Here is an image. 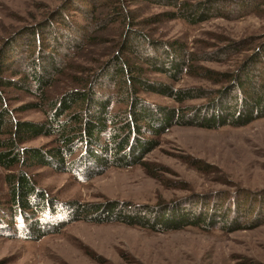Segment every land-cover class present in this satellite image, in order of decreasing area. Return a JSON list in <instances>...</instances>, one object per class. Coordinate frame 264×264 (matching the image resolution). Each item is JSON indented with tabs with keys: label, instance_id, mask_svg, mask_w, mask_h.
Here are the masks:
<instances>
[{
	"label": "trees",
	"instance_id": "1",
	"mask_svg": "<svg viewBox=\"0 0 264 264\" xmlns=\"http://www.w3.org/2000/svg\"><path fill=\"white\" fill-rule=\"evenodd\" d=\"M105 1L108 6L105 12L94 9L89 14L83 13L87 20L83 26L72 24L64 14L75 6L54 11L52 21L65 27L67 34L53 33L50 25L36 23L24 27L20 39H14L13 35L0 41V167L11 170L5 175L8 199L3 203L7 222L2 212L0 233H15L12 230L8 233V229L16 225V218L22 224L14 229L27 239L57 233L69 221L76 220L121 222L154 232L189 226L205 231L213 228L235 231L263 224L264 206L248 203L246 212L240 215L239 207H235L236 213L234 207L221 205L220 200L225 199L222 195L218 197L220 202H212L210 207L208 197L191 198L192 203H199L196 209L188 206L186 200L181 204L173 201L156 205H136L116 199L81 203L59 201L34 182L28 173L33 166L74 171L78 178L87 180L111 166L146 165L144 157L159 145V135L174 125L218 129L241 127L264 118V40L252 47L253 39L245 37L214 51L194 52L185 42L156 39L134 28L138 23L123 0ZM144 1L168 8L146 18L156 20L160 16L156 22L164 18L197 24L216 16L232 19L252 9L250 0ZM112 26L119 30L117 51L91 74L76 78L75 86L50 97L48 88L67 69L70 53L99 41L101 30ZM238 52L246 54L231 71L219 72L199 64ZM150 72L162 73L175 82L183 75H194L222 84L209 88L177 87L149 79ZM9 89L35 96L38 102L19 109H41L45 119H16L12 113L17 108L13 110L5 103ZM141 90L170 97L181 105L151 104L139 96ZM197 99L201 101L183 104ZM38 136H50L52 140L25 146ZM190 163L202 168L198 160L192 159Z\"/></svg>",
	"mask_w": 264,
	"mask_h": 264
},
{
	"label": "rangeland",
	"instance_id": "2",
	"mask_svg": "<svg viewBox=\"0 0 264 264\" xmlns=\"http://www.w3.org/2000/svg\"><path fill=\"white\" fill-rule=\"evenodd\" d=\"M105 2L0 0V41L13 35L18 40L23 36L21 30L24 27L36 23L45 27L50 25L49 30L53 33L67 34L65 27L52 21L54 11L75 6L64 14L72 24L77 22L83 26L87 24L83 13L89 14L94 9L105 12V6L108 7ZM250 4L252 9L239 17L216 16L188 24L180 19L162 18L156 22L160 16L156 20H146L168 8L144 0H123L125 8L135 17L134 22L138 23L134 28L144 30L156 39L185 42L194 52L214 51L245 37L253 39L252 47L264 40V0H250ZM118 32L113 26L101 30L99 41L89 43L80 52H71L67 69L48 88V95L54 97L72 88L76 78L91 74L111 57L117 51ZM244 54L246 52L232 53L218 61H201L199 64L219 72L231 71ZM148 77L177 87L209 88L222 84L194 75H183L177 82L162 73L150 72ZM139 96L151 104L181 105L154 92L141 90ZM200 101L188 100L183 104ZM30 102L38 101L35 96L22 91L9 89L6 92L5 103L13 110L17 108L12 113L16 119L44 120L45 113L41 109H19ZM50 140V136H38L25 146L42 145ZM79 152L73 157L76 158ZM192 159L200 161L202 168L193 166ZM144 160L146 165L111 166L87 180L78 178L74 171L59 172L47 166H33L28 173L38 187L59 201L94 203L116 199L136 205H156L173 201L181 204L186 200L188 206L196 209L199 203H192L191 198L208 197L207 207H210L212 202L218 203L221 199L218 197L222 195L225 199L220 200L221 205L239 207L240 215L246 212L248 203L264 206V118L241 127L218 129L174 125L159 135V145ZM9 172L11 170L0 167V206H4L0 214L4 212L5 222L7 213L3 202L8 199L5 175ZM64 220L68 217L64 216ZM15 224L18 227L22 223L16 218ZM15 226L8 229V233L15 232L10 236L0 233V264H264V223L235 231L220 228L205 231L189 226L176 231L154 232L121 222L76 220L69 221L59 232L40 239H27L14 229Z\"/></svg>",
	"mask_w": 264,
	"mask_h": 264
}]
</instances>
